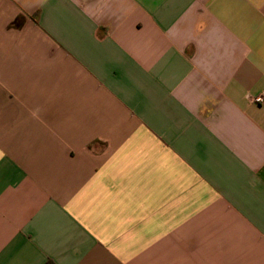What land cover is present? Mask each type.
<instances>
[{"label":"crops","instance_id":"crops-1","mask_svg":"<svg viewBox=\"0 0 264 264\" xmlns=\"http://www.w3.org/2000/svg\"><path fill=\"white\" fill-rule=\"evenodd\" d=\"M262 94L264 0H0V264H264Z\"/></svg>","mask_w":264,"mask_h":264},{"label":"built area","instance_id":"built-area-1","mask_svg":"<svg viewBox=\"0 0 264 264\" xmlns=\"http://www.w3.org/2000/svg\"><path fill=\"white\" fill-rule=\"evenodd\" d=\"M249 99L253 104H256V105L264 104V94L256 96V97H250Z\"/></svg>","mask_w":264,"mask_h":264},{"label":"trees","instance_id":"trees-1","mask_svg":"<svg viewBox=\"0 0 264 264\" xmlns=\"http://www.w3.org/2000/svg\"><path fill=\"white\" fill-rule=\"evenodd\" d=\"M19 23H21V22H19Z\"/></svg>","mask_w":264,"mask_h":264}]
</instances>
